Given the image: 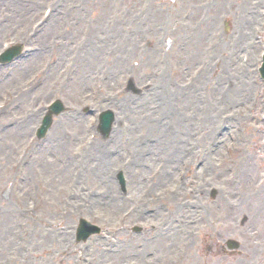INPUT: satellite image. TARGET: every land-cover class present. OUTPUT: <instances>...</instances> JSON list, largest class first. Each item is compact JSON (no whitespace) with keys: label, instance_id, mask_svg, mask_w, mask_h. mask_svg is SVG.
Wrapping results in <instances>:
<instances>
[{"label":"rangeland","instance_id":"obj_1","mask_svg":"<svg viewBox=\"0 0 264 264\" xmlns=\"http://www.w3.org/2000/svg\"><path fill=\"white\" fill-rule=\"evenodd\" d=\"M9 1L0 0V50L3 44L2 40L6 43L22 42L24 57L21 56L22 58L15 61L16 72L12 65L6 66L7 68L0 66V71L5 70L0 74V82H3L0 87V97L2 95L8 97L7 104L0 111V198L4 200L3 204H7L6 208L17 209L16 214L19 215L16 217L22 219L24 224L21 227H15L14 219H12L11 229L10 225L7 228L10 229L8 230L9 234H6L7 231L4 228L0 229V264H38L40 263L37 259L38 256L45 261L44 264H65L69 261L70 263L83 264L80 260L86 258L87 254L93 257L92 264L95 261V255L100 257L98 237H91L87 242L77 245L79 248L77 249L74 246L72 234L79 213H82L80 216L90 219L104 228L112 229L117 224V217L123 210L122 206L118 210L121 192L117 187L115 175L109 179L105 175L101 177L98 174L105 166L102 162L106 161V165L114 170V174L118 168L124 167L127 154L136 152L139 147L137 140L135 141L137 134H139L138 138L141 136L140 138L146 141L150 139L156 141H152L149 147L142 148L139 152H160L156 148L158 146L156 138L160 140L163 138V143L169 142V138L176 131V126L178 127L180 121L175 114L177 109L174 108V113L171 112L175 102L183 104L181 121L186 129L185 132L193 130V133L198 135V139L204 141L203 145L198 143L194 151L199 152L201 156V152H214V154L209 157V161L202 165L204 167L197 163L201 156L198 158L195 156L194 159L191 155L181 157L180 153L173 156L170 161L173 166L170 170L171 179L174 182H185L188 186L191 181L195 180L197 193V183L205 187L210 180L206 179L207 177L214 176L215 178L218 172L225 173L226 166H230L229 168L232 167V171H234L236 181L231 185L227 197L233 198L240 192L245 198V202H253L264 196V122L260 119L264 83L254 75L253 67L257 63V56L255 59L250 49H248L250 63L243 68H247L244 71L246 80L243 82V78L237 84L240 91L237 102L231 104L225 103L223 100V92L232 90V80H235L236 75H243L238 69L240 67V48L243 44H241L242 41L236 44L234 52H232L229 46L219 42L221 37L219 28L222 21L218 24L217 17L219 14H225L224 16L229 18L226 39L227 43L231 42L235 33V23L239 22L237 13L231 10V6L236 2L232 3V0H227L225 9L216 10L219 4L222 5L226 1L218 0L213 6L214 9L202 18L199 14L198 4L204 0H190L192 6L190 8L185 5L187 0H11L10 3ZM251 1L237 0V9H245L249 14L251 12L249 2ZM53 5L55 14L48 20L43 19L45 18L43 16L44 8ZM184 5L185 7H183ZM191 9L196 13H191ZM187 14L188 19L184 21L183 17H187ZM211 15H214V18L209 19L210 28L203 37H197V28L193 20L197 22V20L203 19L202 25L204 26ZM175 21L182 24L179 27L183 28L184 32L176 28ZM2 22L7 24L2 25ZM251 22H248L244 27L245 35H247ZM32 26L35 27L33 33L31 32ZM209 31L212 36L208 38ZM23 33H26L28 38H21L20 35ZM178 34L177 39L180 43L174 42ZM146 37L152 38L158 51H162L163 59L155 65L156 73L164 71L167 73V77L164 79L163 89L156 96L157 100L151 98L148 101L150 105H147L149 108L143 110L144 116L148 115L147 120L153 118L149 123L144 121L147 127L144 129L139 123L142 113L134 115L133 109L143 106L138 98H143L145 95V86L139 84L144 77L142 76L146 68L144 65L147 64L145 60L140 63L141 67L136 66L132 76L133 85L141 93L135 95L131 89L125 90V86L129 74H132L130 72L132 62H136L138 65V62L145 58L147 51L144 46L139 48L140 42L137 46V40L142 39L141 42H143V38L147 39ZM168 40L170 45L166 44ZM87 44H91V47L87 48ZM134 45L137 46L136 49L133 48ZM206 47L216 50L209 53L206 51ZM198 50L201 53L197 54ZM258 51L259 49L257 54ZM181 52L183 61L179 66ZM149 53L150 51L147 54ZM153 54L154 51L151 56ZM50 57L49 68L42 69L36 81L25 88L27 85L24 80L28 79L32 72H38L43 61ZM201 60L207 61L209 68L213 67L212 78H207L209 88L203 95L204 99L201 98L200 93L198 94L199 90L195 94L193 93L192 97L187 87L189 84H194L188 74H193V70ZM24 68H27L28 72L21 81V78L17 79L15 73L21 76ZM226 70L230 73L234 72L232 77L220 79ZM12 73L14 75L10 76ZM167 85L168 87H166ZM197 88L204 89L202 80ZM116 95L119 97L113 104L114 99L111 98H115ZM184 95L185 97H183ZM53 98H59L61 103L63 101L65 110L54 119L45 141L30 145L27 143L28 137L32 134L30 129L34 123V127L39 124L40 116ZM162 98L166 100V103H171V106L168 107L169 104H165L167 107L165 108L164 104L159 102ZM120 101H124V105H121ZM203 102L204 104L200 105ZM185 104L188 108H185ZM85 107L91 110L90 113L84 112ZM105 108H111L117 116L113 130L107 139L103 140L101 137H97L89 143L96 122V113L93 115L92 111ZM150 109L156 110L157 113L151 114L150 117ZM193 114H196L197 117L194 118L196 115L192 117ZM212 116L216 119V124L211 120ZM8 123L11 125L20 124L19 127L23 126L22 136L18 135V137L21 136L19 140L10 142L11 134L13 136L16 134L18 126H11L8 130L5 127ZM218 126L224 130L223 135L219 132ZM225 127H232L240 130L241 133L237 132L235 137L230 138L225 135ZM148 128L152 130V134L149 133ZM65 133L67 139L63 138ZM71 138L72 140L69 142ZM6 141H9V147L5 145ZM154 142L155 144H153ZM181 147L183 146L181 145ZM24 150H29L26 157L27 152H23ZM96 150L100 151V155H96ZM89 151L92 153L89 157L84 155V152ZM107 152L109 153L106 155ZM30 155L32 156L30 157ZM85 156L84 162L89 165L87 168L84 165H79L81 168L77 167V171L81 177L86 170L88 175L86 180L83 178L77 181L70 177L73 168L76 167L73 165H68L72 166L71 169H68L70 174H65L60 183L58 182L59 176L57 179L52 178V173H55L54 167H63L57 163L58 160L72 159V163L76 160H83ZM24 158L25 160L29 159L27 165L24 163ZM151 158L154 161V165L151 166L152 170L158 160L153 156ZM38 160L43 161V171L37 163ZM144 162L148 161L144 160ZM181 162L183 175L180 174ZM238 164L242 167L239 168ZM250 166L251 172H246L245 170ZM51 167L53 168L51 169ZM212 170L214 173L209 175ZM200 175L204 176L203 180H200ZM224 180H228V174ZM214 181L217 184L221 183L219 178H215ZM144 183L145 181H143V185ZM141 185L136 189L131 188L132 191H135L134 195L140 196L143 188ZM210 186L217 189L215 200H212L207 192L204 196L203 189L193 197V200H187L186 208L195 207L197 197H199L200 204L202 206L203 204L210 205L213 213L216 211V206L219 205L225 210V212L222 210L221 213L223 216L226 214L229 221L231 218L237 219L240 214H243L242 212H247H234L231 216L228 215L226 213L227 206L222 203L225 200L222 201L220 197L219 187L215 184L208 185L206 190ZM127 190V197H129L130 189ZM162 191L167 190L159 189L155 194H161ZM81 199L83 202L89 203V206L84 207L80 203ZM31 203L36 207L32 212L28 209ZM175 206L174 209H177L178 207L175 208ZM0 207H2L1 201ZM71 207L74 208V213L78 212L63 221L59 212ZM193 211L197 214V210ZM220 218L223 217L218 216L217 220L215 218L216 225L219 223L218 227L212 224V227L202 230L197 244L181 264H219L221 258L226 262L236 260V264H244L248 258L252 259L251 264H254L257 238L251 237L250 232L255 228V224L244 225L243 229H248L244 237H240L238 234L233 237L241 242L243 238L247 239L246 242L250 241L242 242L238 253L220 257L214 255L217 251H213L212 255H205L208 251L205 245L206 238L209 237L207 232L214 235L212 233L214 228H218L220 232H228L218 221ZM6 222L7 214L0 210V223ZM127 222L131 223L132 220ZM39 223L44 229L41 227L35 229ZM139 223L141 224V222ZM150 223L147 221L144 225L149 227ZM155 223L157 224V222ZM43 224L48 226L45 227ZM258 225L262 227V230L258 228L261 231L258 236L260 237L264 235V219ZM70 228L72 231L67 233ZM26 235L28 236L25 238L27 240L25 242L23 237ZM231 235L232 233H229L225 237ZM176 240H178L177 237ZM251 242L254 243V250L250 255L243 257L240 250L244 248V245L248 249L247 245ZM23 250L31 252L25 253ZM133 252L130 250V254ZM150 252L152 261L150 264L166 262L170 258V254L165 256V254L146 247L145 254ZM138 256V252L134 253L128 257L124 264H133V260L136 261L135 257ZM110 257L116 258L112 259L116 264V260L119 259L117 253L115 256L111 254ZM208 257H212V259Z\"/></svg>","mask_w":264,"mask_h":264},{"label":"bare ground","instance_id":"obj_2","mask_svg":"<svg viewBox=\"0 0 264 264\" xmlns=\"http://www.w3.org/2000/svg\"><path fill=\"white\" fill-rule=\"evenodd\" d=\"M185 5L187 8L192 7L190 0H187ZM225 6L226 5H224L223 8H225ZM235 7H236L235 5H232V11L234 13H238L239 22L235 23V33L233 35V40L235 39V43L237 44L244 37V34H245L244 33V26L249 22L250 17H249V15L246 14V11L243 12L242 10H240V9L238 10ZM191 13H196V12H194L193 9H191ZM191 17L193 18L192 14H191ZM209 26H210V20H208V22H206V24H204V26L202 25V28L197 27V36L201 37L202 34L204 33V31H206L205 28H207ZM178 36H179V34L177 35V38H178ZM174 40L176 41V39H174ZM86 47L87 48L91 47V44H87ZM153 51H154V54H153V56H151V53ZM157 56H158L157 47L152 46V50H150V53L145 54V58H143L140 61V63H142V61H144V60L149 61L150 66H151V69L148 68L147 70H144V73L142 74V76H144L143 80L141 82H139V84H142L146 87L145 95H144L145 101H149L151 98L157 100L156 96L163 89L162 85L165 83L164 75L160 76L155 72V60L154 59L157 58ZM182 61H183V56H182V52H181V54L179 55V66L181 65ZM140 63L138 64V67H141ZM233 73L234 72L230 73L228 70H226V72L223 73V75H222V77H220V79L232 77ZM241 79H243V82H244V80H246L245 74L236 75L235 80H232L233 81L232 90L223 92V100L225 101V103H231L232 104V103L237 102L236 100L238 98V95L240 94V91L237 87V84L240 83ZM166 87H168V85ZM173 89H176V88H173ZM161 101H164V99L162 98ZM138 113L143 114V110L135 109L134 115H137ZM155 113L156 112H152L151 114L154 115ZM151 114L149 115L150 117H151ZM145 119H148V115L145 116V118H142L140 122L137 119H135V121L139 122L143 128L147 129V127L144 124ZM211 120L214 122V124H216L217 121H216V119L213 118V116L211 117ZM180 121H181V119H180ZM180 121L178 122L179 128L182 127V124L180 123ZM71 140H72V138L70 139L69 142H71ZM178 152H179V145H177L175 143L174 144L171 143L170 148L167 152H166V150H164V154L167 158V160H166L167 163H166V171H165V173L163 172L162 177L159 179L160 185H164V186L165 185H169V186L172 185V182H173L171 179L172 174L170 175V170H172L171 169L172 165H171L170 161L172 160L171 157L176 156ZM102 163L105 166L101 169V171L98 174L101 175V177L104 175L110 177L112 168L110 166L106 165V161H103ZM238 167L241 168L242 166L240 164H238ZM52 168L53 167H51V169ZM54 169L56 171L57 176L61 175V178L64 177V172H62L63 170L58 171L56 166L54 167ZM142 170H138V172L141 171V173L144 174V172ZM251 170H252V168L250 166L245 171L251 172ZM219 176L223 177L221 172L218 173L217 177L220 178ZM108 184H110V183L108 182ZM131 193L134 194L133 192H131ZM263 201H264V196L256 202V204L253 206L250 214L258 212L256 216H260L261 214L264 216V202ZM91 204L93 205V203H91ZM176 236H177V234H175V233L167 236L168 241H171L170 244H172V242H175ZM146 263L148 264V261H146Z\"/></svg>","mask_w":264,"mask_h":264}]
</instances>
